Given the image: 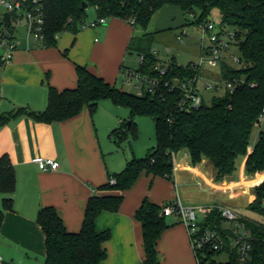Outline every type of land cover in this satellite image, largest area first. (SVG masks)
Segmentation results:
<instances>
[{"label":"trees","instance_id":"obj_1","mask_svg":"<svg viewBox=\"0 0 264 264\" xmlns=\"http://www.w3.org/2000/svg\"><path fill=\"white\" fill-rule=\"evenodd\" d=\"M24 0L28 7L34 5ZM92 6L96 18H119L133 29H145L152 15L165 5L177 6L183 15L193 16L194 22L203 25L212 9L220 15L219 26L231 33L232 43L239 52L238 67L225 61L219 63L220 80L231 82V90L212 96L209 104L203 100L197 108H181L177 103L182 95L177 85L198 76L200 68L193 61L186 64L176 62L171 56L163 64L153 51L156 32L132 35L126 51L143 56L134 70L157 79L158 85L152 92L141 95L125 91L115 84L94 74L84 65L76 64V83L73 87L58 90L47 87V105L36 111L20 106L0 113V126L8 120L26 115L36 122L57 123L80 113L86 106L94 111L98 102L109 99L117 106L129 110L128 121L122 120V127L111 130L109 136L136 135L135 117L147 116L154 123L155 145L143 157L132 156L118 172L108 173L107 182L100 186L103 193L92 195L84 208L81 227L68 231L53 206L40 207L36 222L44 234L45 257L43 264H101L106 257L105 242L110 230L97 231L95 219L103 211L116 212L122 201V192L132 186L141 172L171 179L173 177V154L185 151L191 163L206 158L214 167L216 181L231 176L237 170L239 157H245L244 173L253 177L254 200L248 208L264 216V130L249 150L252 128L259 123L264 108V0H38L43 17L44 46H55L57 36L65 31L77 33L85 22L86 13L81 3ZM15 13L5 12L1 19L12 25ZM188 21V20H187ZM189 22V21H188ZM65 53V52H64ZM125 68V66H121ZM160 68H165L160 73ZM115 183L111 184L109 179ZM15 189V174L8 155L0 156V191L4 194L0 207V226L5 210L12 209L11 194ZM143 198L134 212L142 234L144 259L139 264H160L157 241L169 227L162 206ZM250 230L251 249L248 257L241 259L231 223L224 227L218 206H214L200 227L218 231L225 245L220 250L204 248L194 253L197 264H264V222L240 218ZM226 250L228 259L217 261L216 253Z\"/></svg>","mask_w":264,"mask_h":264},{"label":"crops","instance_id":"obj_2","mask_svg":"<svg viewBox=\"0 0 264 264\" xmlns=\"http://www.w3.org/2000/svg\"><path fill=\"white\" fill-rule=\"evenodd\" d=\"M132 35H136L135 29L126 21L106 18L104 24L94 28L60 33L55 46L30 39L16 42L10 59L0 62V113L20 106L45 109L48 85L58 90L73 87L76 64L86 66L110 84L116 85L120 78L124 86L121 66H125ZM6 53L0 46V58ZM120 107L102 99L94 111L84 106L77 115L57 123L36 122L19 115L0 126V156L8 155L15 174L12 209L4 211L0 226V264H37L32 257H45L44 234L36 222L39 208L53 206L65 228L78 231L87 200L103 193L100 186L107 182V174L123 169L132 156L139 157L132 148L129 156H107L112 151L110 118ZM122 120L125 118L118 121ZM36 158H52L59 166L41 170ZM244 162L245 157H239L236 172L216 181L214 167L206 158L193 164L181 150L173 154L171 179L141 172L122 192L118 210L103 211L95 219L97 231L110 230L101 264H139L144 259L141 227L134 219L143 198L156 204L178 200L185 207H227L224 196L232 199L235 191L252 189L262 180L248 181ZM258 175L261 173L255 177ZM3 197L0 191V207ZM253 200L254 196L247 200V207ZM166 217L169 227L157 241L160 264H197L179 216Z\"/></svg>","mask_w":264,"mask_h":264},{"label":"rangeland","instance_id":"obj_3","mask_svg":"<svg viewBox=\"0 0 264 264\" xmlns=\"http://www.w3.org/2000/svg\"><path fill=\"white\" fill-rule=\"evenodd\" d=\"M4 13L5 8L0 5V18ZM85 13L86 22L93 21L96 17L92 6L87 7ZM208 20L213 22L216 26H219L220 15L217 9L211 10ZM182 31H184V34H182ZM143 32H156L152 46L153 49L156 50V55L162 64L171 56H174L176 62L179 64H186L189 61L197 62L201 55V47L209 45L207 35L204 34L202 27L194 22L193 16H184L181 9L173 5H165L157 10L152 15L145 29L140 27L135 28L136 35L142 34ZM178 36L181 37V41H179ZM220 37L221 39H226L227 35L220 32ZM25 40L26 33L24 27L22 24L17 25L14 41L24 43ZM220 52L222 53L221 59L223 61L230 66L238 67V63L232 59V56L234 58L239 57V52L234 43H231L228 50H220L218 55H220ZM203 58H206L205 53L203 54ZM138 63L139 58L137 54L128 52L124 65L130 68H137ZM220 79L219 65L211 67L207 63L202 64L199 70L197 87L206 104L210 103L212 96L221 95L225 91V82ZM206 83L211 86L217 84L219 88L211 87L207 89L205 87ZM116 86L118 88L122 87L125 91L135 93L133 86H121L120 78L117 79ZM117 110H119L118 113L112 112L110 118V122L112 123L111 130L122 127V122L118 121L119 118H125V120L128 121L129 110L126 107H120V109ZM125 110L127 114L124 115L123 112ZM135 124V136L128 133L125 137L118 134L110 137L112 151L107 156H129V154H131L130 149L132 148L137 156L143 157L151 150L152 146L155 145L153 121L147 116L140 115L135 117ZM261 130H264V119L253 126L249 139V147L253 146ZM253 177L255 178V176ZM247 179L248 181L251 180V182L254 180L252 177H248ZM246 185L249 186L250 184L247 183ZM235 193L236 195L232 199H225L224 196L225 205L241 216L258 222H264V216H261L247 207V200L254 196L252 189L246 187L243 188L242 191H235ZM165 218L167 219L168 217ZM41 257L42 256L39 255L32 258L33 261L35 260L37 264H39L42 263L44 259V257ZM21 258L23 257L21 256ZM214 258L217 261H226L228 259L227 251L222 250L216 253Z\"/></svg>","mask_w":264,"mask_h":264},{"label":"built area","instance_id":"obj_4","mask_svg":"<svg viewBox=\"0 0 264 264\" xmlns=\"http://www.w3.org/2000/svg\"><path fill=\"white\" fill-rule=\"evenodd\" d=\"M33 7H28L24 4V0H0V5L5 8V12L15 13V18L12 21V25L6 24L0 18V46L6 49L5 56L0 58V62L4 63L11 57V52L16 48L15 30L16 26L22 24L25 29L27 41L30 39L34 42H41L44 39L43 32V17L41 7L38 5V0H30ZM105 17L95 18L93 21L84 22L79 26L80 30L94 28L97 25L105 23ZM204 34L207 35L209 45L201 47V55L197 62H194L195 67L201 68L203 63H207L211 67L219 65L221 59L220 50H228L232 43L231 33L223 31L222 27L216 26L210 20H207L205 24L201 25ZM220 32L227 35L226 39H221ZM184 34V31H182ZM179 41L181 37L178 36ZM154 53L156 50L153 49ZM206 54V58H203V54ZM139 63L142 62L143 56H139ZM232 59L239 64V58ZM160 73L165 72V68H160ZM121 74L124 77L123 84L133 86L135 93L141 95L145 91L152 92L158 85V81L155 78L136 72L134 69L122 68ZM198 76L192 77L177 84L182 91V95L178 100V105L181 108H197L200 106L203 98L197 87ZM207 89L211 87L219 88L217 84L205 85ZM233 87L231 82H225V88L231 90ZM259 122L264 119V108L258 117ZM35 162L41 170H55L59 164L52 158H36ZM111 184L115 181L113 178L109 179ZM214 207V206H213ZM213 207H185L178 200H173L168 204L162 206L161 214L164 216L175 214L179 216L182 224L185 226L189 243L194 253L202 251L208 247L212 250H220L225 245L223 236L216 230L209 228H201L199 222H201L205 216L210 212ZM222 217V223L224 227H227L231 223V230L233 232L232 244L237 246L241 259L248 257L249 250L251 249L250 230L245 226L244 222L240 218H245L240 214L232 211L228 207H219ZM1 261V257H0Z\"/></svg>","mask_w":264,"mask_h":264},{"label":"water","instance_id":"obj_5","mask_svg":"<svg viewBox=\"0 0 264 264\" xmlns=\"http://www.w3.org/2000/svg\"><path fill=\"white\" fill-rule=\"evenodd\" d=\"M81 7L84 8V9H86L87 8V4L85 2H82L81 3Z\"/></svg>","mask_w":264,"mask_h":264},{"label":"bare ground","instance_id":"obj_6","mask_svg":"<svg viewBox=\"0 0 264 264\" xmlns=\"http://www.w3.org/2000/svg\"><path fill=\"white\" fill-rule=\"evenodd\" d=\"M253 182V181H252Z\"/></svg>","mask_w":264,"mask_h":264}]
</instances>
